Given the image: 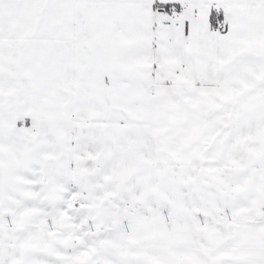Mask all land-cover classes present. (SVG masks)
Listing matches in <instances>:
<instances>
[{"label": "snow or ice", "instance_id": "obj_1", "mask_svg": "<svg viewBox=\"0 0 264 264\" xmlns=\"http://www.w3.org/2000/svg\"><path fill=\"white\" fill-rule=\"evenodd\" d=\"M0 264H264V0H0Z\"/></svg>", "mask_w": 264, "mask_h": 264}]
</instances>
